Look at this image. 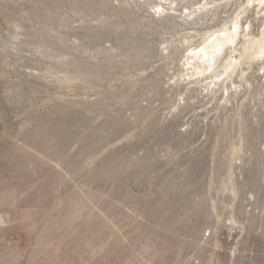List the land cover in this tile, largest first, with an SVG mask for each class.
<instances>
[{"label": "rangeland", "instance_id": "obj_1", "mask_svg": "<svg viewBox=\"0 0 264 264\" xmlns=\"http://www.w3.org/2000/svg\"><path fill=\"white\" fill-rule=\"evenodd\" d=\"M159 2L0 0V264H264V47L185 66L248 3Z\"/></svg>", "mask_w": 264, "mask_h": 264}, {"label": "bare ground", "instance_id": "obj_2", "mask_svg": "<svg viewBox=\"0 0 264 264\" xmlns=\"http://www.w3.org/2000/svg\"><path fill=\"white\" fill-rule=\"evenodd\" d=\"M164 1V2H162ZM248 3V7H252L256 10V14L260 15L264 11V0H246ZM175 0H161L157 6L156 15H160L166 12L177 11L174 7ZM205 4V5H204ZM203 7H200L198 11L186 12L187 15L183 16L187 19L193 18L198 14L204 15L205 12L210 11V3H204ZM177 5V4H176ZM169 6L170 8L166 7ZM214 8V7H213ZM187 9V8H186ZM247 9L245 8L240 15L236 16L231 22L230 26L225 25L222 29H219L217 32H214L212 35H209L207 39H204V43L200 47H196L191 50L189 56L185 58V66H186V76H207L209 71V78H214L218 80V82H213L214 88L220 87L219 76L216 75V71L222 60H225L224 66V75L231 79L235 70L238 67H241L242 62L240 58H234L233 56L236 52H238L237 46L241 43V47L245 52L254 48V46L262 44V48L264 47V39L263 41H258L255 37H253L250 33L247 34V30H250V25L245 29L246 25L242 24L241 15L246 14ZM188 11V10H186ZM209 13V12H208ZM207 14V13H206ZM250 27V28H249ZM264 32V31H263ZM243 39V42L241 40ZM261 46V45H260ZM264 50V49H263ZM262 50V51H263Z\"/></svg>", "mask_w": 264, "mask_h": 264}]
</instances>
